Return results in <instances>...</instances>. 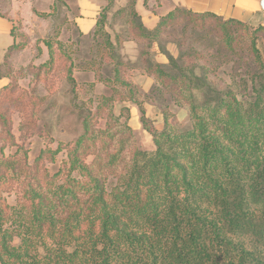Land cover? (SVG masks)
Segmentation results:
<instances>
[{
	"label": "trees",
	"instance_id": "obj_1",
	"mask_svg": "<svg viewBox=\"0 0 264 264\" xmlns=\"http://www.w3.org/2000/svg\"><path fill=\"white\" fill-rule=\"evenodd\" d=\"M135 4L130 0L122 11L125 33L144 48L176 26L183 35L199 32L203 37L194 42L215 48L214 54L191 48L177 58L166 55V69L143 51V70L156 82L149 94L121 77L125 68L115 62L114 81L138 104L150 152L137 148L128 111L116 115L111 95L93 113H82V133L72 146L58 143L29 162L24 144L36 134L40 101L16 94L8 59L20 45L11 28L13 43L0 64V79L8 80L0 89V264H264V63L255 43L247 39L244 53V23L184 7L149 31ZM103 18L99 13L89 35L102 31ZM73 26L83 37L74 20ZM253 34L264 37V26ZM222 68L228 82L217 75ZM65 78L73 88L72 62ZM140 100L159 104L161 129ZM170 104L187 110L189 129L174 124ZM10 107L21 116L18 137ZM103 116L104 128H97ZM61 149L67 160L50 174L44 162Z\"/></svg>",
	"mask_w": 264,
	"mask_h": 264
},
{
	"label": "rangeland",
	"instance_id": "obj_2",
	"mask_svg": "<svg viewBox=\"0 0 264 264\" xmlns=\"http://www.w3.org/2000/svg\"><path fill=\"white\" fill-rule=\"evenodd\" d=\"M129 1L114 0L103 11L107 5L106 0L98 11V14L103 13L105 17L102 19V31L80 37L73 26L76 14L74 5L77 0H0V16L11 22L13 34L20 45V48L12 52L8 59V70L13 78L16 94L23 95L32 103L40 101L35 107L38 127L36 134L24 144L28 149L29 162H32L41 150L46 148L55 150L58 143L63 147L72 146L82 133V113L85 115L93 113L99 99L111 95L115 97L113 111L116 115L123 108L128 111V125L137 148L153 151L152 137L143 129L138 104L129 98L126 87L114 81L115 62L119 61L121 67L125 68V73H121V77L123 76L140 93L149 94L156 82L143 70L141 61L143 51L148 52L152 63H159L164 69L168 66L166 55L177 58L182 52L191 48L197 50L207 48L203 54H214L215 48L211 47L210 42H200L201 44L194 42L199 37H203L199 32L188 29L183 35L181 27L177 26L173 30H166L167 32L165 31V34L149 48H144L128 39L125 33L127 16L122 11ZM151 3L159 5V0ZM152 14L159 17V20L163 17L156 11ZM136 15L142 22L137 11ZM244 24L247 27V30L242 32L245 33L244 41H246V44L242 45L244 53H247L248 49L247 39H253L264 63V37L254 38L253 34L254 29L259 25ZM12 43L9 34L0 32V64L6 49ZM47 44L52 50L51 63ZM109 44L113 45L114 51H109ZM70 62H72L73 88L65 78ZM46 68H49V71ZM228 73V68L217 71L218 77L227 82ZM140 101L146 117L155 128L161 129L162 114L159 104L150 100ZM169 108L174 113L172 121L180 130L191 127L186 109H179L172 104ZM8 114L11 116L12 133L18 137L21 116L12 112V107L9 108ZM104 125L103 116L97 120L96 126L104 128ZM13 151L14 149H5L4 152L8 154ZM90 159L91 157H88L86 161ZM66 160L67 152L61 149L53 161L45 160L44 166L50 174H53ZM14 198V195H10L6 200L9 204H14Z\"/></svg>",
	"mask_w": 264,
	"mask_h": 264
},
{
	"label": "crops",
	"instance_id": "obj_3",
	"mask_svg": "<svg viewBox=\"0 0 264 264\" xmlns=\"http://www.w3.org/2000/svg\"><path fill=\"white\" fill-rule=\"evenodd\" d=\"M151 1L156 2L149 0L145 6L143 0H136L135 4V10L148 30H153L159 20V17L152 14L153 11L165 16L176 7H184L195 13H212L224 20L234 19L242 23L264 26V0H159V5H154ZM105 3L106 0H77L74 5V22L84 36L94 30L98 11ZM11 28V22L0 16V32L10 35ZM10 37L12 38L11 35ZM7 83L6 78H1L0 89Z\"/></svg>",
	"mask_w": 264,
	"mask_h": 264
}]
</instances>
